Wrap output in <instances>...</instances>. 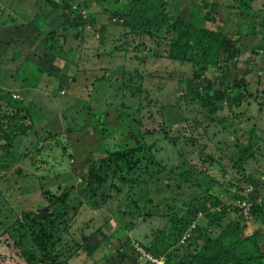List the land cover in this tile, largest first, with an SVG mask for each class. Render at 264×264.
Here are the masks:
<instances>
[{
  "label": "rangeland",
  "instance_id": "1",
  "mask_svg": "<svg viewBox=\"0 0 264 264\" xmlns=\"http://www.w3.org/2000/svg\"><path fill=\"white\" fill-rule=\"evenodd\" d=\"M223 251L264 263V0H0V264Z\"/></svg>",
  "mask_w": 264,
  "mask_h": 264
},
{
  "label": "trees",
  "instance_id": "2",
  "mask_svg": "<svg viewBox=\"0 0 264 264\" xmlns=\"http://www.w3.org/2000/svg\"><path fill=\"white\" fill-rule=\"evenodd\" d=\"M145 3V2H144ZM211 46H206V44H205V46L203 47H201V48H199V51L200 50H202L203 52H205V57H203L202 58V61H206L207 62V66L208 67H213L215 70H218V71H220V72H222L221 71V69H217V67L218 66H221L222 64H223V62L225 63L226 61H224L223 60V58L222 57H220L219 55L218 56H212L213 55V53H214V50H213V48H210ZM216 51V50H215ZM216 53L218 54V52L216 51ZM175 58L177 57V56H174ZM219 74H221V73H219ZM62 83V86H64L65 85V81H62L61 82ZM234 92H236V91H232V93H231V95H230V100L233 102V103H237V104H239L240 103V98H239V95H236V96H233L234 95ZM197 99H198V97H196ZM202 101H205L204 100V98H200ZM231 102V103H232ZM215 111H217V110H215ZM226 119V120H225ZM228 121V119L227 118H223V119H221V121L220 122H223V123H225V122H227ZM145 148V146H141V143H140V145L137 147V148H134V147H132V148H126V149H124L122 152H120V153H117V155H118V157H119V159H121V158H123V157H128V156H130V155H132V156H134V150L135 149H137L136 151H135V153H140L143 149ZM115 159V158H114ZM99 172H100V170H96L95 168H91V170H90V174H91V176H93V178H94V183L93 182H91L90 183V185L91 184H94V185H96V187H94V190L96 191V189H97V187L98 186H100L102 183H103V180L100 178V174H99ZM86 179V178H85ZM91 188V187H90ZM91 190H93L92 188H91ZM95 195H96V193H95ZM258 209H256V211H257ZM255 211V210H254ZM199 210H197V209H195V208H189L188 210H187V217H188V219H189V221H190V223L192 224L193 223V221L196 219V218H198L199 216ZM54 224L56 223V221H54L53 222ZM180 224H183V220H180V221H177V232H180L181 231V229L179 228V226H180ZM229 256L230 255H226L225 254V252L223 251L222 253H219V252H216V255H215V258H214V260H213V262H212V264H230L229 263ZM230 259H231V261L233 262L232 264H236L235 263V259H234V257L233 256H230ZM208 260H209V257L208 258H205V257H201L200 258V264H207L208 263ZM261 262V264H264L262 261H260Z\"/></svg>",
  "mask_w": 264,
  "mask_h": 264
}]
</instances>
